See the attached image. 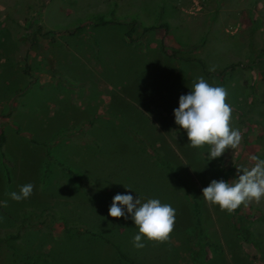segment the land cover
<instances>
[{
  "label": "rangeland",
  "instance_id": "1",
  "mask_svg": "<svg viewBox=\"0 0 264 264\" xmlns=\"http://www.w3.org/2000/svg\"><path fill=\"white\" fill-rule=\"evenodd\" d=\"M111 11L171 29L131 44V25L86 26ZM261 53L264 0H0V264H130L119 250L137 264H264V199L229 214L203 198L264 159ZM199 77L227 90L242 135L213 160L175 123ZM28 183L30 198L11 199ZM117 194L170 204V240L134 247L131 216L109 215Z\"/></svg>",
  "mask_w": 264,
  "mask_h": 264
},
{
  "label": "clouds",
  "instance_id": "2",
  "mask_svg": "<svg viewBox=\"0 0 264 264\" xmlns=\"http://www.w3.org/2000/svg\"><path fill=\"white\" fill-rule=\"evenodd\" d=\"M209 71H215V67ZM227 100L225 88L212 86L199 77L191 92L180 96L179 107L174 110L175 123L186 130L190 146L210 147L209 160L220 158L229 150H237L242 141L240 130L232 127L233 109ZM250 159L254 165L239 171L242 174L238 179L232 182L213 180L203 189V198L229 214L253 201L260 203L264 199V159L256 155ZM34 187L31 183L21 186L19 193L10 194L11 199L19 202L30 198ZM3 206L7 207V201ZM109 215L117 219L131 216L139 230L133 240L137 249L146 246L145 238L150 242H168L176 222V211L170 204L161 203L159 199L142 202L131 194L115 195Z\"/></svg>",
  "mask_w": 264,
  "mask_h": 264
},
{
  "label": "trees",
  "instance_id": "3",
  "mask_svg": "<svg viewBox=\"0 0 264 264\" xmlns=\"http://www.w3.org/2000/svg\"><path fill=\"white\" fill-rule=\"evenodd\" d=\"M112 14V15H111ZM111 14H104V13H101V14H97V15H91L87 20V25L86 26H96V27H104V26H109V25H131L132 28L127 31L125 33V38L131 43V44H136L138 42H140V40L146 36L147 34L151 33V32H154L158 29H166V31H170L171 29V24L167 21H164V23H155V24H152V25H149V26H142L143 24L141 23V20L138 18V17H125V18H117L114 16L113 14V11H111ZM83 28L85 27H78L77 29V32L75 33H78V31L82 30ZM39 30L41 31L42 28L39 27ZM73 33V34H75ZM138 33V34H137ZM183 48H186V46H182ZM189 47H191L189 45ZM188 47V48H189ZM181 48V49H183ZM161 49H162V52L166 55V56H170L172 58H176V59H179V60H182V61H189V62H197V63H200L203 67H204V70H205V73L207 75H210L212 74L211 71H208L205 64H204V61L203 59H199L195 56H187L184 55V54H177V53H173V54H169V52L166 50V47L164 44H162L161 46ZM180 50V49H179ZM260 56H264V53H261ZM236 66L233 64V65H230V66H227L223 72L225 71H229L231 69H234ZM28 73H29V69H27ZM6 143V137L5 135H1V138H0V146H4V144ZM162 163V166L164 168H166L167 170H169L170 173H172V176L175 178V179H178L180 181V176H179V173L174 169V167L172 165H170L169 163H166V162H161ZM65 171H67L70 175L80 179L79 175L74 173L70 168H67V167H63ZM199 204L196 203L195 204V208H196V213H197V216H199L200 212H199ZM238 211V209H237ZM198 224L199 226L201 225V221L198 219ZM93 236H98L99 237V234L98 233H91ZM120 253V258L122 260H125V261H128L130 262V264H137L136 262H134L131 258H129L127 255H125L122 251H118Z\"/></svg>",
  "mask_w": 264,
  "mask_h": 264
}]
</instances>
